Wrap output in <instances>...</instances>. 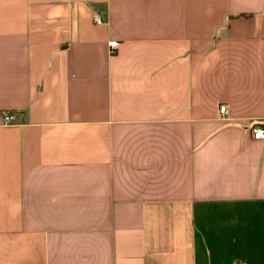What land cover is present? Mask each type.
Instances as JSON below:
<instances>
[{"label": "crops", "instance_id": "1", "mask_svg": "<svg viewBox=\"0 0 264 264\" xmlns=\"http://www.w3.org/2000/svg\"><path fill=\"white\" fill-rule=\"evenodd\" d=\"M1 110L0 264H264V0H0Z\"/></svg>", "mask_w": 264, "mask_h": 264}, {"label": "built area", "instance_id": "2", "mask_svg": "<svg viewBox=\"0 0 264 264\" xmlns=\"http://www.w3.org/2000/svg\"><path fill=\"white\" fill-rule=\"evenodd\" d=\"M92 18L94 21L98 22L99 21V14L94 13L92 15ZM117 43L118 42L115 39L108 40V42H107L109 48H114L117 45ZM218 110L220 113L226 114L227 113V105L225 103L219 104ZM0 116H1V119L4 123L9 122L10 119L12 118V114L6 110H1ZM250 134H251L252 138H263L264 137V125H261V124L252 125L250 127ZM237 264H245V262L240 261V262H237Z\"/></svg>", "mask_w": 264, "mask_h": 264}]
</instances>
